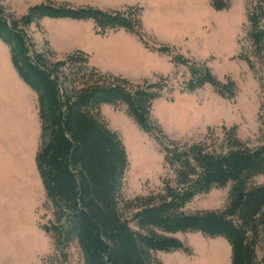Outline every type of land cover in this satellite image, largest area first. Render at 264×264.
I'll return each mask as SVG.
<instances>
[{"label":"trees","instance_id":"16d2710c","mask_svg":"<svg viewBox=\"0 0 264 264\" xmlns=\"http://www.w3.org/2000/svg\"><path fill=\"white\" fill-rule=\"evenodd\" d=\"M230 1L209 4L224 10ZM245 11L249 49L241 46L237 57L253 72H262L254 142L240 138L234 124L207 126L198 139L171 138L151 115L153 101L167 86V75L132 81L90 64L80 49L51 60V51L37 50L27 31L44 17L91 20L99 35L121 28L146 49L169 55L173 66H185L184 90L208 84L223 98L235 96L237 85L231 77L220 79L204 61L184 55L175 45L154 41L143 29L140 5L111 9L42 0L17 17L0 3V41L37 100L40 144L34 160L43 207L51 215L40 225L52 240L49 264H68L67 249L73 241L83 264H162L155 252L190 253L189 246L174 236L177 232L224 238L230 264H264V251L257 256L264 239V183L254 182L264 174V0L246 3ZM102 104L123 105L126 115L157 141L164 173L156 189L133 197L122 194L128 158L121 136L101 114ZM225 186L227 199L221 208L185 209L195 196Z\"/></svg>","mask_w":264,"mask_h":264},{"label":"rangeland","instance_id":"374dc122","mask_svg":"<svg viewBox=\"0 0 264 264\" xmlns=\"http://www.w3.org/2000/svg\"><path fill=\"white\" fill-rule=\"evenodd\" d=\"M40 1L0 0V3L6 12L18 17L28 6ZM53 1L99 8L112 4L105 0ZM251 1L231 0L229 10L224 9L223 14H208L207 20L212 22L207 23L203 33L190 39L187 48L177 47L184 55L204 61L218 78L225 75L231 77L237 85L233 98L219 96L208 84L193 91L184 90V81L188 78L186 67L173 66L169 55L145 47H142V66L132 75H125L132 81L143 78L154 80L158 77L155 75H167V86L162 96L153 101L151 115L169 137L193 140L201 137L207 126L234 124L240 138L254 142L259 127V105L263 99L258 80L262 72H253L245 61L237 57L241 46L249 49L245 8L246 3ZM205 2L208 4V0ZM27 31L37 50L51 51L47 55L51 60L60 59L65 54L52 51L50 40L56 37V41L63 42L58 34H66L70 39L72 33L79 32L75 40L68 42L94 50L92 58L89 57L90 64L120 71L136 67L134 62H128L123 57L127 44L120 35L110 36L108 40L91 37L90 33L96 34L91 20L74 22L47 17L41 19L38 25L32 23ZM131 43L140 46L137 40ZM100 111L125 145L128 165L122 194L133 197L156 189L164 173L162 152L157 141L126 115L123 105L102 104ZM39 144L36 95L18 77L10 63L8 48L0 41V264L51 262L52 240L40 227L51 215L43 207L44 192L34 160ZM254 182L264 183V174L256 176ZM228 187H214L195 196L185 209L221 208L226 202ZM174 236L189 246L190 253L181 250L155 252L163 264H201L211 249L219 251L224 264H230V248L222 237L200 232H177ZM263 251L264 239L257 248V256L260 257ZM67 252L68 264H83L81 252L74 241L69 244Z\"/></svg>","mask_w":264,"mask_h":264},{"label":"crops","instance_id":"0c3cea01","mask_svg":"<svg viewBox=\"0 0 264 264\" xmlns=\"http://www.w3.org/2000/svg\"><path fill=\"white\" fill-rule=\"evenodd\" d=\"M88 1V0H87ZM112 4L107 5L105 8L119 9L120 6L138 4L142 7L141 20L143 29L149 34L154 36L159 42L175 45L176 47L187 48L190 39L200 35L203 28L207 25V15H216L217 13H224L223 10H214L208 0H105ZM86 2V1H85ZM229 10V9H228ZM47 18V17H44ZM43 19V18H42ZM57 20H69L79 22L81 20H72L68 18H57ZM214 22V21H213ZM77 34V35H76ZM79 32L72 33L70 39H67L66 34H58L63 38V42L50 40L52 51L60 52L63 54L69 53L74 49H80L88 54L90 59L95 53L90 48H85L79 43L70 45V41L75 40ZM91 37L99 40H108L110 36L120 35L126 40L127 50L124 52L123 57L127 58L128 62H134L135 68H127L124 70H113L111 67H104L95 64L103 71H112L122 75H132L142 65L143 45L137 37L123 29L109 30L104 36L90 33ZM214 34V33H213ZM139 41L140 46L133 45L131 42ZM132 48L136 49L135 51ZM138 50V51H137ZM177 255V254H176ZM180 255V254H179ZM159 259V258H158ZM160 260V259H159ZM181 260V258H180ZM161 261V260H160ZM162 262V261H161ZM164 262H162L163 264Z\"/></svg>","mask_w":264,"mask_h":264},{"label":"bare ground","instance_id":"6f19581e","mask_svg":"<svg viewBox=\"0 0 264 264\" xmlns=\"http://www.w3.org/2000/svg\"><path fill=\"white\" fill-rule=\"evenodd\" d=\"M201 264H224V261L218 250L211 249Z\"/></svg>","mask_w":264,"mask_h":264}]
</instances>
